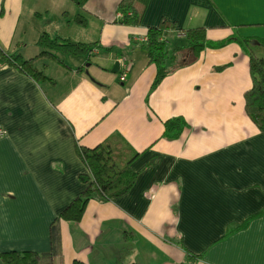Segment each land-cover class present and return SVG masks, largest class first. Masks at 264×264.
<instances>
[{
	"label": "crops",
	"instance_id": "0c3cea01",
	"mask_svg": "<svg viewBox=\"0 0 264 264\" xmlns=\"http://www.w3.org/2000/svg\"><path fill=\"white\" fill-rule=\"evenodd\" d=\"M121 1L0 0V47L10 55L37 56L45 32L96 42L85 56L58 54L62 63L40 57L50 79L0 66V264L11 251L36 252L39 264H264V131L245 109L253 80L242 39L256 36L242 22L251 17L224 0L226 10L214 0H148L139 24H122ZM165 19L176 23L170 49L197 27L208 41L233 39L181 50L153 88L157 66L141 44ZM174 117L187 122L178 138L165 133ZM100 144L134 183L91 199L80 221L59 218L85 187L78 148Z\"/></svg>",
	"mask_w": 264,
	"mask_h": 264
},
{
	"label": "trees",
	"instance_id": "16d2710c",
	"mask_svg": "<svg viewBox=\"0 0 264 264\" xmlns=\"http://www.w3.org/2000/svg\"><path fill=\"white\" fill-rule=\"evenodd\" d=\"M82 8L89 0H71ZM148 0H122L118 7L119 16L117 22L122 24H139L146 10ZM81 17V15H78ZM77 17V18H78ZM81 19H75L80 21ZM176 27V23L167 19L155 27H150L146 41L141 47L148 53L150 61L157 66V75L152 87L155 88L173 69L171 64L176 62L179 52L185 48L192 49L196 54H200L206 47H221L233 38H226L220 41H208L206 29L197 27L188 29L183 34L186 36V44L170 49L167 45V35L170 30ZM244 42L258 44L264 50V39L246 37ZM37 44L43 49L37 56L24 59L22 54H8L0 47V66L6 63H14L21 70L30 74L34 79H50L42 70L36 66V61L42 56H53L62 63L58 54L66 55H88L92 53L96 42L74 41L64 36H51L43 33L39 37ZM249 48V47H248ZM250 51V71L253 85L245 93V109L250 119L257 127L264 131V56L258 55L256 46ZM187 122L183 117H174L165 122V133L171 138H178L182 134ZM79 155L83 159L88 169V173L80 176L85 185L82 193L75 198L60 214L59 218L68 221H80L85 212L87 203L93 199H111L126 193L134 183L136 174L129 166H120L112 155V151L105 145H98L95 148H78ZM56 229H53V242H57ZM6 264H39L40 254L32 251L6 252L2 255ZM74 264H87L80 260H75Z\"/></svg>",
	"mask_w": 264,
	"mask_h": 264
},
{
	"label": "rangeland",
	"instance_id": "374dc122",
	"mask_svg": "<svg viewBox=\"0 0 264 264\" xmlns=\"http://www.w3.org/2000/svg\"><path fill=\"white\" fill-rule=\"evenodd\" d=\"M44 4L50 2L51 0H42ZM59 4L65 2L69 3L71 5L72 3L70 0H55ZM257 1V4L255 5V2ZM225 4L232 5L231 11L236 13L238 10H242L245 12V15L248 17H251V19H244L242 24H244L245 30L249 32L250 34H254L257 39H264V0H247V6L243 7L242 2L243 0L239 1L237 0H224ZM213 5H215L219 10H226L223 7L222 0H214ZM235 5V6H234ZM256 8V11H253ZM56 16H54L55 18ZM74 17V19H81V17ZM247 46L249 48H253V44L247 43Z\"/></svg>",
	"mask_w": 264,
	"mask_h": 264
},
{
	"label": "built area",
	"instance_id": "2783aa9c",
	"mask_svg": "<svg viewBox=\"0 0 264 264\" xmlns=\"http://www.w3.org/2000/svg\"><path fill=\"white\" fill-rule=\"evenodd\" d=\"M126 57H124L123 59H125ZM120 80L125 82L126 80V76L125 74L124 75H121L120 76ZM7 131L4 127L0 126V138L3 137L4 135H6Z\"/></svg>",
	"mask_w": 264,
	"mask_h": 264
},
{
	"label": "water",
	"instance_id": "95a60500",
	"mask_svg": "<svg viewBox=\"0 0 264 264\" xmlns=\"http://www.w3.org/2000/svg\"><path fill=\"white\" fill-rule=\"evenodd\" d=\"M118 64V63H117Z\"/></svg>",
	"mask_w": 264,
	"mask_h": 264
}]
</instances>
